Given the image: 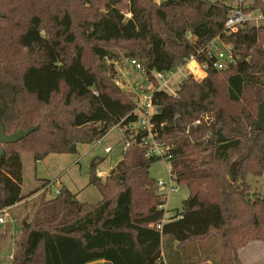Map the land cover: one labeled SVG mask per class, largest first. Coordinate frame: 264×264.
Returning a JSON list of instances; mask_svg holds the SVG:
<instances>
[{
	"label": "trees",
	"instance_id": "1",
	"mask_svg": "<svg viewBox=\"0 0 264 264\" xmlns=\"http://www.w3.org/2000/svg\"><path fill=\"white\" fill-rule=\"evenodd\" d=\"M121 2L0 0L5 132L37 128L3 146L0 208H14L26 199L24 153L36 163L50 154L76 155L78 145L99 143L114 128L126 137L122 160L106 180L96 175L103 159L90 164V185L102 200L89 207L65 187L56 198L43 197L32 220L22 223L14 264H168L166 238L180 255L215 235L221 244L219 264H244L239 250L264 241V197L252 194L248 181V176L264 178V131L254 126L264 99V25L221 36L234 47L235 62L228 69L210 68L201 81L191 76L176 95L154 94L157 113L151 123L153 140L163 148L159 156L144 146L146 131L131 129L139 120L132 95L126 98L113 77L86 64L75 28L100 63L111 57L108 46L133 45L129 59L139 61L152 79L155 71H177L221 35L228 7L208 0L161 5L127 0L124 13ZM253 8L264 14V1ZM198 59L205 61L201 55ZM240 158L232 181L230 169ZM162 160L175 182L189 191L182 210L168 220L167 196L158 194V181L150 173ZM51 184L47 180L43 188Z\"/></svg>",
	"mask_w": 264,
	"mask_h": 264
},
{
	"label": "rangeland",
	"instance_id": "2",
	"mask_svg": "<svg viewBox=\"0 0 264 264\" xmlns=\"http://www.w3.org/2000/svg\"><path fill=\"white\" fill-rule=\"evenodd\" d=\"M121 1L120 8L124 13H128L127 0ZM75 22L80 24L79 18ZM75 37L77 43L85 48L86 64L98 69L105 76L113 77L116 80L115 85L119 87L125 97L131 98V94L134 102H136L137 99L134 97L136 92L137 94L142 93V88L146 89V84L149 85V83L145 82L144 75L137 74L130 65L129 58L133 45L119 43L108 46L107 50L110 52L111 57L105 60V63H100L92 51L91 43L86 42L82 37L79 26L75 28ZM196 76L198 81L206 77L204 74H196ZM182 83L179 85L173 83L169 91L170 94L176 95ZM125 144L124 130L114 128L103 138L101 143L78 145L76 155L50 154L41 162L35 163L32 154L24 153L22 155L25 177L23 195L26 199L10 211V217L6 218L5 224H0V264H14L15 253L24 236L21 231L22 223L23 221L30 222L32 220L43 197L46 201L56 198L60 195L62 188L65 187L76 195L79 202L87 203L89 207H95L102 200V195L97 187L90 185V164L95 158L103 159V163L96 170V175L101 180H106L110 170L122 160ZM108 147L112 148L111 153L106 152ZM156 147L163 151L158 143H156ZM150 173L156 181L167 183L172 181L171 168L165 160L155 163L151 167ZM47 180L53 182V186L48 190L43 188V184ZM248 181L255 189L252 194L257 193L264 197V178L248 176ZM175 184L177 187L176 192L165 190L167 204L164 208L167 211V220L170 216H174L182 210L183 202L189 197V191L186 187ZM35 190H39V192L30 197ZM157 192L163 194L159 190ZM86 211L90 210L87 209ZM175 247L176 245L171 239H165L163 256L168 264H219L222 254L220 240L216 235L202 243L196 242L189 245L180 252V255H177L174 251ZM239 256L244 264H263L264 241L252 242L239 250Z\"/></svg>",
	"mask_w": 264,
	"mask_h": 264
},
{
	"label": "built area",
	"instance_id": "3",
	"mask_svg": "<svg viewBox=\"0 0 264 264\" xmlns=\"http://www.w3.org/2000/svg\"><path fill=\"white\" fill-rule=\"evenodd\" d=\"M213 5L228 7V17L225 21L223 32L216 38L206 42L198 50L196 56H192L187 63L180 67L175 72H153L152 79L149 76L144 66L135 59H130V65L134 68L137 74L144 75L146 78V89L142 88L143 92L135 94L136 113L138 114L139 120L137 123L131 125L132 130H142L148 133L145 137L144 146L149 147L152 153L162 156L163 151H160L156 147V143L153 140L152 123L151 118L157 113V108L154 105L153 98L156 92H167L170 94L171 85L177 83L181 84L189 77H195L196 74H204L207 76L210 68L217 71H223L230 67L235 62L234 47L232 44H227L223 39L222 35L231 36L232 34L240 33L248 29L249 27L260 28L264 25V14L259 9H254L253 6L258 0H208ZM264 1V0H262ZM155 3L161 5L167 3L168 0H154ZM190 39L192 37L190 36ZM203 56L205 61L201 63L198 56ZM119 84V81L117 80ZM175 95V94H173ZM101 143V141L99 142ZM107 153L112 152V148H106ZM175 179L167 183L164 181H158L157 187L163 194L168 189L169 192H176L177 187ZM53 186L51 184L48 189ZM46 189V190H48ZM58 193V192H57ZM11 208L2 209L0 208V224L6 223V218L10 217ZM169 217V216H168ZM171 217V216H170ZM161 226H159L160 228Z\"/></svg>",
	"mask_w": 264,
	"mask_h": 264
},
{
	"label": "water",
	"instance_id": "4",
	"mask_svg": "<svg viewBox=\"0 0 264 264\" xmlns=\"http://www.w3.org/2000/svg\"><path fill=\"white\" fill-rule=\"evenodd\" d=\"M254 126L257 130L264 131V100L259 105L258 108V117L257 120L254 123ZM37 128H30L26 131H19L16 134L8 135L5 132V128L3 125L2 117L0 114V160L4 157L5 151H4V145L12 144V143H18L19 141L27 138L32 132L36 131ZM241 161V158L236 160L231 169H230V179L233 181L235 179V174L237 171V167Z\"/></svg>",
	"mask_w": 264,
	"mask_h": 264
},
{
	"label": "crops",
	"instance_id": "5",
	"mask_svg": "<svg viewBox=\"0 0 264 264\" xmlns=\"http://www.w3.org/2000/svg\"><path fill=\"white\" fill-rule=\"evenodd\" d=\"M40 162H41V161H40ZM24 178H25V177H24ZM73 194H74V193H73ZM11 210H13V208H11ZM11 210H10V211H11ZM249 245H250V244H249Z\"/></svg>",
	"mask_w": 264,
	"mask_h": 264
}]
</instances>
